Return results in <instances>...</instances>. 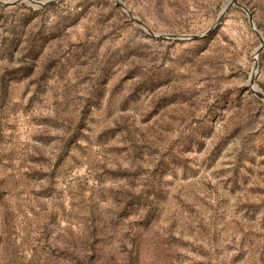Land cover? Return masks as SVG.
I'll list each match as a JSON object with an SVG mask.
<instances>
[{
	"label": "rangeland",
	"instance_id": "374dc122",
	"mask_svg": "<svg viewBox=\"0 0 264 264\" xmlns=\"http://www.w3.org/2000/svg\"><path fill=\"white\" fill-rule=\"evenodd\" d=\"M115 1L0 4V264H264V0Z\"/></svg>",
	"mask_w": 264,
	"mask_h": 264
},
{
	"label": "water",
	"instance_id": "95a60500",
	"mask_svg": "<svg viewBox=\"0 0 264 264\" xmlns=\"http://www.w3.org/2000/svg\"><path fill=\"white\" fill-rule=\"evenodd\" d=\"M23 0H14V1H10V2H3V1H0V4H5V5H13V4H17L19 2H21ZM56 0H47V1H44V2H35V1H32V0H29L30 3H32L34 6L36 7H46L50 4H52L53 2H55ZM115 4L117 7H120L124 10V12L126 13V15H128L131 19H133L134 21H136L137 23H139L140 25L143 26V24L135 19L132 15H130V13L128 12V10L124 7V5L119 1V0H116L115 1ZM231 4L237 6L238 8H240L241 10H243L244 12L247 13L248 15V22H249V25H250V28L252 29V31L255 33V35L260 39L261 41V44H262V39H261V35L260 33L256 30V28L254 27V24H253V21H252V17H251V14L250 12L248 11V9H246V7H244L243 5L241 4H238L236 1L232 0L231 1ZM157 38H171V39H183V40H192V39H198L200 38V36H175V35H167V36H157ZM253 82V79L250 80V84H252ZM253 93L261 98L264 99V95H262L261 93L257 92L256 90H253Z\"/></svg>",
	"mask_w": 264,
	"mask_h": 264
},
{
	"label": "bare ground",
	"instance_id": "6f19581e",
	"mask_svg": "<svg viewBox=\"0 0 264 264\" xmlns=\"http://www.w3.org/2000/svg\"><path fill=\"white\" fill-rule=\"evenodd\" d=\"M255 59V58H254ZM255 62H256V60H255Z\"/></svg>",
	"mask_w": 264,
	"mask_h": 264
}]
</instances>
